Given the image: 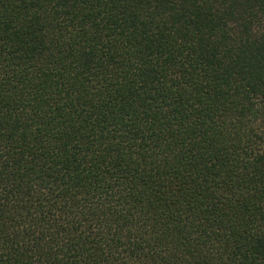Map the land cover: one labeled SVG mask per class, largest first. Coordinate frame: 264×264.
I'll use <instances>...</instances> for the list:
<instances>
[{
  "label": "trees",
  "instance_id": "obj_1",
  "mask_svg": "<svg viewBox=\"0 0 264 264\" xmlns=\"http://www.w3.org/2000/svg\"><path fill=\"white\" fill-rule=\"evenodd\" d=\"M0 264H264V0H0Z\"/></svg>",
  "mask_w": 264,
  "mask_h": 264
}]
</instances>
